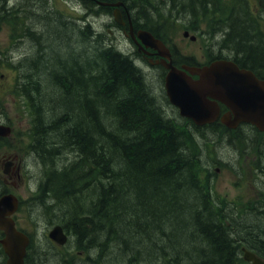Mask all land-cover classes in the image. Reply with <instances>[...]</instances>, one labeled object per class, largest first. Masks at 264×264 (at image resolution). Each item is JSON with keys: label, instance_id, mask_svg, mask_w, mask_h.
I'll list each match as a JSON object with an SVG mask.
<instances>
[{"label": "trees", "instance_id": "1", "mask_svg": "<svg viewBox=\"0 0 264 264\" xmlns=\"http://www.w3.org/2000/svg\"><path fill=\"white\" fill-rule=\"evenodd\" d=\"M128 1L137 22L164 42L171 20L194 25L220 6V0ZM22 3L26 9L10 10L0 2V22L35 17L33 25L42 26L35 34L29 25L22 29L32 57L0 60V67L18 72L14 92L32 116L30 149L44 168L38 207L95 251L88 264L111 257L126 264H245L242 241L264 257V208L235 220L211 192L201 140L207 145L217 136L218 123L198 127L170 117L166 96L156 95L136 60L94 24L64 18L45 0ZM241 7L248 13L247 3ZM229 20L220 45L250 63L264 62V35L243 14L232 12ZM62 151L72 161L59 165Z\"/></svg>", "mask_w": 264, "mask_h": 264}, {"label": "rangeland", "instance_id": "2", "mask_svg": "<svg viewBox=\"0 0 264 264\" xmlns=\"http://www.w3.org/2000/svg\"><path fill=\"white\" fill-rule=\"evenodd\" d=\"M2 1L3 0H0V2ZM13 1L10 3L12 7L24 4L22 3V0ZM45 1L49 2L51 10L57 12V14L63 16L64 18H73L74 20L83 18V20L87 23L94 24V29L97 31L101 30V32L105 33L110 44L113 43V45L118 49L133 54V58L137 60V64L144 68L147 80L150 82L152 88H154L153 91L155 94L159 97L164 95L162 76L160 75L162 72L158 69H152L149 63L143 60V58L141 59L139 55L135 53L136 49L131 43V40L123 34L122 30L115 28L113 24V17L111 15L108 17L107 14H103L102 18L96 17L92 19L87 13H84L85 11L83 10L80 2L74 0ZM71 1L74 2L70 3ZM250 1L251 7L255 12L254 16L258 19L260 27L264 31V0ZM226 2L230 3L231 0H226ZM43 16L44 14L40 15V17L37 16L36 18L43 19ZM34 20L35 17H32L29 21V25H31L34 29L32 34L34 32L36 33L39 27H42L39 24L37 25L38 28L33 26L32 24L34 23ZM47 23L48 21H46L43 25L46 26ZM11 27L12 26L10 24L0 25V52H4V54L8 57L19 56L20 62L28 58V56L32 57L31 50H33V48L31 46V38H12ZM208 29L207 25L201 24L198 31H192V34L198 36V39L195 42H192L190 39L183 37L184 31L181 30V26L179 24H175L173 28V40L177 43V47L182 53L187 56L194 57L197 61L204 62L206 59L205 57L207 56V50L211 49L215 52L220 40V33L217 32L215 36H212V34L207 33ZM72 30H68V33L70 34ZM43 38L45 41L46 39H50L49 35H45ZM84 47V44L81 49L77 47V53L79 54V52H82ZM89 51L91 52V55H93V51L91 49H89ZM15 78L16 72L14 69L0 67V119L7 120L8 117L14 123L12 124L14 126V139L12 141L16 151L15 154L17 153L19 156L22 174L21 180L18 181L19 186L16 189V194L24 201L30 202L38 193L37 187L44 168L35 155L33 156L32 154H29L28 134H30L32 126L31 113L29 112L25 102L13 92ZM58 95L61 96V93ZM164 111L168 113L170 117H179L177 112L169 108L167 104L164 105ZM53 119L54 118H51V120L49 119L50 123ZM213 138H215V140H213ZM213 138L211 140L207 139L209 140L207 145L201 140V146L205 148V165L209 172L213 174L211 183L213 184L212 189L215 192V195L225 201H229L231 203L237 202L239 204L257 200L260 197V193L253 185L255 175L252 174L250 170L249 162V160L254 156L253 153L245 147L244 142L236 141L232 145L226 143L225 147H223L219 136H214ZM60 153L64 156L65 154H68L65 153V151ZM64 156L60 159L63 160V163L59 162V165L72 161L71 158H67V156L71 155ZM203 177L205 178L206 174ZM52 203L55 202L48 201L49 205ZM42 211L44 212L43 209ZM42 211L38 210V216L35 215L37 219L34 223H32L29 218L32 214V209L28 211L25 206L24 214L23 216L20 215L18 220H20L22 227L27 229L30 233H34L37 238L40 237L46 243L43 235L49 232V226L51 223L49 222L48 215L43 216L44 213L42 214ZM58 213H60V215L62 214V212ZM50 217L52 220L60 219V217L56 214L50 215ZM37 242L38 241H36V243ZM74 256H76V253H73L68 260L71 261ZM129 257L137 258L133 255L128 256V258ZM111 258V260H107L106 264H126L119 261V259L117 260L114 257Z\"/></svg>", "mask_w": 264, "mask_h": 264}, {"label": "water", "instance_id": "3", "mask_svg": "<svg viewBox=\"0 0 264 264\" xmlns=\"http://www.w3.org/2000/svg\"><path fill=\"white\" fill-rule=\"evenodd\" d=\"M111 5L119 6L121 3ZM115 19L120 21L118 13L115 14ZM185 36L187 37L188 33H185ZM139 38L146 47L159 50L160 54L169 60L163 62L168 68L165 89L170 103L179 109L182 117L191 119L198 126L211 123L219 115L220 101L235 113L238 121L260 122L259 127L264 130V89L254 85L251 72L239 70L230 62H217L202 70L188 69L200 74V78L194 80L185 71L172 65L169 50L161 40L146 31H142ZM7 134L9 130L0 128V135ZM17 204V199L13 196H7L0 201V229L6 233L2 243L10 256V264H23L26 247L30 242L28 237L16 230L12 219H6L7 215L15 212ZM50 236L60 244L67 241L61 227L54 228ZM245 260L264 264L251 253L245 254Z\"/></svg>", "mask_w": 264, "mask_h": 264}, {"label": "flooded vegetation", "instance_id": "4", "mask_svg": "<svg viewBox=\"0 0 264 264\" xmlns=\"http://www.w3.org/2000/svg\"><path fill=\"white\" fill-rule=\"evenodd\" d=\"M88 1H91V3L96 4L95 0H88ZM109 10L111 12H114L115 8L112 9L110 7ZM122 13H123L124 20L125 19L129 20L130 11L128 9L123 10V8H122ZM122 25H123V28L128 29L126 20H125V24H122ZM126 29H124V33L127 35ZM134 32L136 34L138 31L135 30ZM130 39L132 40L133 38H131V36H130ZM132 43L134 45H136V42L134 39L132 40ZM137 53L142 58H144V59L146 58V60L150 64V66L155 67V68L160 69L161 71L165 72V68L163 67V65L161 63L162 58L158 55V53L156 51H154L153 49H150L151 55H145L144 52H141L139 50H137ZM180 55H184V54L180 52ZM173 56H174V49L172 52V57ZM243 58H244L243 55H240L238 53H234L233 55L224 58V60H232L241 67L249 68L253 71V73L256 75V77L259 80H264V62H251L250 63V61L244 60ZM214 61L215 60H212V55H207V59L203 63L199 62L195 66H197V67L207 66V65H210L211 63H213ZM136 64H137V60H136ZM137 66L140 67L138 64H137ZM182 66H184V64L180 61L179 67H182ZM140 68L144 70V68H142V67H140ZM194 78H197V76H194ZM228 116L233 117V115L231 113H229L228 110L223 109L221 117L219 119V123H221V125L226 126L227 125L226 123L231 121V119ZM0 123H4V122L0 121ZM5 124L8 125V123H5ZM241 125L249 126V124H241ZM252 127L254 130L257 129L254 126H252ZM258 132H260V131L258 130ZM2 139H3V143L5 144L6 141L4 140V138H2ZM224 142H225V140L223 138L222 143L224 144ZM262 144H263V141L261 140V146H262ZM12 157H13V141L8 143V146H6V147L3 146V148L0 149V197L2 195H5V194H10V193L14 194L15 193V188L17 186L15 178H16V175L18 173H17V166L14 165V163L12 162V159H11ZM9 161L12 162L11 168L13 166L14 167H13V171H12V169H10L11 174L6 176L3 174V169ZM254 169H255V174H257L260 177L259 180L264 181V153H263L262 157L261 156L257 157L256 155L254 156ZM1 236L2 235L0 232V241L2 239ZM51 243L53 246H56V247H53V250H55L58 246L55 245L54 242H51ZM46 251H47V249L45 247H41L40 249H36V252H37L36 254H34V252L31 250V252H29L26 256L25 264H48V262L50 261V258L47 257L46 254H44ZM52 261H53V259H52ZM7 263H8V256L6 255L5 250L3 249V247L0 243V264H7Z\"/></svg>", "mask_w": 264, "mask_h": 264}, {"label": "bare ground", "instance_id": "5", "mask_svg": "<svg viewBox=\"0 0 264 264\" xmlns=\"http://www.w3.org/2000/svg\"><path fill=\"white\" fill-rule=\"evenodd\" d=\"M85 13V12H84ZM85 15V14H84ZM130 19V18H129Z\"/></svg>", "mask_w": 264, "mask_h": 264}]
</instances>
